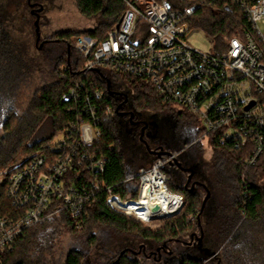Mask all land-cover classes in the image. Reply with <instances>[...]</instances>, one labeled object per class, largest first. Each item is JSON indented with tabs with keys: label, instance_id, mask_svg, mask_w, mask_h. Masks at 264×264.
<instances>
[{
	"label": "trees",
	"instance_id": "1",
	"mask_svg": "<svg viewBox=\"0 0 264 264\" xmlns=\"http://www.w3.org/2000/svg\"><path fill=\"white\" fill-rule=\"evenodd\" d=\"M10 2L24 5L26 0ZM77 7L84 16L97 19L96 26L80 33L62 31L38 55L32 54L27 38L4 33L0 18V170L26 163L47 150L73 117L74 111H68L69 104L62 101V96L77 81L82 79L88 88L102 89L104 103L116 109V100L107 91L104 80L94 72L78 75L83 58L75 50V42L83 35L104 38L119 23L126 6L123 0H77ZM191 24L208 33L214 44L212 51L221 52L248 21L235 10L201 9ZM107 77L117 87L127 84L128 105L135 113L134 119L151 123L149 148L178 152L172 149L178 142L188 147L196 145L194 141L203 131L196 116L188 110L173 111V104L164 103L148 82L115 72ZM120 78L123 81L118 82ZM26 89H32V93L28 104L19 111V99ZM160 114L162 120L156 118ZM101 132L95 151L108 156L101 179L123 198L129 193L137 198L138 170L150 167L159 157L150 155L140 140V126L132 125L116 112L104 119ZM198 144L205 146L200 141ZM209 147L213 154L208 161L182 149L177 154L181 167L177 164L164 167L183 182L181 186L168 182V188L182 195L184 205L188 201L189 205L180 215L167 219L160 230L144 228L141 220L110 207L105 201L108 193L102 191L89 207L81 227L66 212L48 217L27 230L12 249L1 253V264H88L85 254L94 244L114 250L118 256L126 250L113 264H141L139 259L128 255V247L137 241L156 245L169 237L182 236L195 220L204 224V244L214 249L222 247L226 264H264V158L250 166L246 162L251 155L248 146L221 145L213 135ZM144 152L153 157L151 164L143 157ZM185 169L193 171L197 184L193 189L185 187ZM130 176L134 180L126 182ZM207 193L210 195L203 206ZM25 210L16 209L5 185L0 186L1 214H21ZM95 228L106 233L101 241L90 232ZM64 231L71 234L72 241L65 256L61 251V259L59 238ZM197 257L190 253L179 260L172 259L171 264H205Z\"/></svg>",
	"mask_w": 264,
	"mask_h": 264
},
{
	"label": "built area",
	"instance_id": "2",
	"mask_svg": "<svg viewBox=\"0 0 264 264\" xmlns=\"http://www.w3.org/2000/svg\"><path fill=\"white\" fill-rule=\"evenodd\" d=\"M123 2L125 12L104 38L83 35L75 42L83 58L78 75L94 72L104 80L116 109L104 103L102 89L77 81L62 96L68 111L74 112L58 135L60 139L30 161L0 170V186L5 185L12 205L26 209L21 214L0 213V264L1 253L48 217L66 212L81 227L102 191L108 193L105 201L113 209L150 222L157 215L146 220L141 212L150 206L136 203L157 181L178 197L181 210L183 196L168 188L169 175L164 170L176 164L177 152L162 154L150 167L139 170L137 198L131 193L123 198L101 179L108 163L107 155L95 151L101 126L106 117L118 113L119 106L124 112L130 99L128 88L113 85L104 67L150 83L164 103L179 104L196 116L203 131L194 142L210 141L213 135L221 145L248 146L250 166L264 158V0ZM201 9L235 10L248 24L229 39L223 51H203L187 40L191 20ZM150 176L156 180L150 181ZM133 180L130 176L126 182Z\"/></svg>",
	"mask_w": 264,
	"mask_h": 264
},
{
	"label": "rangeland",
	"instance_id": "3",
	"mask_svg": "<svg viewBox=\"0 0 264 264\" xmlns=\"http://www.w3.org/2000/svg\"><path fill=\"white\" fill-rule=\"evenodd\" d=\"M41 7L43 9L39 12ZM34 12L36 14H42L39 21L40 39L38 41L36 32L37 26L35 25L37 16ZM0 18L1 20H3V32L13 36L27 38L28 43L31 46V52L34 55H38L39 52H41V46L44 39H54L56 35L62 31H69L70 33H80L93 26H96L97 24V19L88 18L79 11L77 7V0H26V3L24 5H18L14 2L12 3L10 2V0H0ZM187 40L194 47H197L203 51H211L214 47L211 37L201 28L193 27L187 34ZM104 71L109 74L111 73L110 69L105 67ZM36 76H38V74H36L35 77ZM121 81H123L122 78L118 80V82ZM123 84L125 87H127V84ZM24 93V96L20 97L19 99V111H21V109H23L28 104L32 89H26ZM172 110L178 112L185 111L186 109L179 104H173ZM156 118L158 120H162L163 115H156ZM148 123H150L149 120ZM174 131L175 130L173 129L172 132ZM58 139H60V136H56L53 141L56 142L58 141ZM200 142H202L205 146L202 147L197 142L193 147H188L189 145H181V143L178 142L179 146L176 145L172 149H177V153L182 152L184 149H186L190 154L199 157L202 156L203 160L208 161L211 159V156L213 154V151L209 147V141L206 138H202ZM130 154L133 156L132 151L130 152ZM143 154V157H145V159L150 162H148V164H151L153 157H150V155L145 152ZM168 175L170 179L169 183L171 185H182L183 182H180L175 174L171 175L168 173ZM183 175L188 180L189 176L187 175V173L184 172ZM192 184L190 188H193ZM196 186L197 184L195 185V187ZM188 205L189 201L186 203V205L183 204L179 213L173 216H156L152 218L150 222H142V224L144 228L160 230L166 223L167 219L180 215L182 212H184V209H186ZM203 226L204 224L201 223V221L197 223L195 220L190 226L191 229L186 234L182 236L169 237L165 241L157 243L156 245H152L149 241H137V243L132 244L130 247H128V255L139 259L141 264H167L168 262H170L171 264L172 259L179 260L181 257L192 253L195 254L196 257L198 256L197 258L202 259L205 264H226L223 260L222 247L219 249H214L204 244L205 240ZM90 232L97 234L99 241H101V237L106 234L102 233L99 228H95ZM70 235L66 231H64L60 235V255L58 256H61V259H63L61 251L65 256L68 249L71 248L72 240L70 238ZM193 235L198 236V239L200 240H198L196 245H192L191 243ZM105 244H107V242ZM105 244L102 245L105 246ZM194 248L197 250H193ZM157 249L161 250L160 255L158 254ZM201 249H203L204 251H202ZM207 249L208 252L206 251ZM110 251L101 247V245H92L90 247V251L85 254L87 262H89L88 264H113L121 258V255L124 254L123 251L125 250L122 251L120 256H118V254L114 252V250L110 249ZM59 263H61V261Z\"/></svg>",
	"mask_w": 264,
	"mask_h": 264
},
{
	"label": "bare ground",
	"instance_id": "4",
	"mask_svg": "<svg viewBox=\"0 0 264 264\" xmlns=\"http://www.w3.org/2000/svg\"><path fill=\"white\" fill-rule=\"evenodd\" d=\"M150 181L156 180V177L150 176ZM151 192H147L146 196L142 198L141 202L136 203L137 206L140 204H147L149 206L158 205L159 210L152 212L149 209H142V215L146 220H149L152 215L156 214L157 216L161 215H174L176 214L181 207L180 200L178 197L171 194V192L166 189L165 186H160V183L155 181ZM154 189V191H153Z\"/></svg>",
	"mask_w": 264,
	"mask_h": 264
},
{
	"label": "flooded vegetation",
	"instance_id": "5",
	"mask_svg": "<svg viewBox=\"0 0 264 264\" xmlns=\"http://www.w3.org/2000/svg\"><path fill=\"white\" fill-rule=\"evenodd\" d=\"M35 13V12H34ZM35 15L37 16V14L35 13ZM39 16H40V19H41V16H42V14H39ZM52 39H44V41H43V44H42V46H41V49H43L46 45H47V43L49 42V41H51ZM125 107V109H124V112H128L126 115H124L123 116V118H125V119H127V120H129V122H131L130 121V112L132 111L130 108H129V106L128 105H125L124 106ZM133 121L135 122L134 124H132V125H139L140 126V140L146 145V147H147V151H148V153L150 154V155H156V156H158V152H161L162 151V149H151V148H149V146H148V140L150 139V137H151V132H150V125L148 124V126L146 127L145 125L148 123L147 121H145V120H141V121H137V120H135L134 119V117H133ZM144 127H145V129H144ZM143 129H144V134H143V136H141L142 135V132H143ZM184 172H186L187 173V175L189 176V173H190V171H184ZM196 184V182L195 181H193V176H192V178L190 179V180H187L186 181V183H185V187L186 188H189V186H191V184ZM192 184V185H193ZM198 236H196V235H193V238H192V241H191V243H192V245H196V243L198 242ZM200 241V240H199ZM202 241V240H201ZM201 247V246H200ZM158 250V254L160 255V253H161V250H159V249H157Z\"/></svg>",
	"mask_w": 264,
	"mask_h": 264
},
{
	"label": "water",
	"instance_id": "6",
	"mask_svg": "<svg viewBox=\"0 0 264 264\" xmlns=\"http://www.w3.org/2000/svg\"><path fill=\"white\" fill-rule=\"evenodd\" d=\"M43 8L41 7V9L39 10V12L42 10ZM39 21H40V16L39 14H37V20L35 22V25L37 26L36 28V32H37V41L40 39V27H39ZM108 88L110 89V82L108 81ZM121 106L118 107L117 109V112L120 116H124L126 115L128 112H120L119 109H120ZM133 117H134V113L133 112H130V121L132 124H134L135 122L133 121ZM146 127L148 126V124L145 125ZM145 129V127H144ZM144 129H143V132H142V135L144 134ZM171 152L170 151H164L162 150L161 152H158V156H161L162 154H170ZM173 163H176L178 167H181L180 163L178 162V160H175ZM186 170V169H185ZM188 171V170H186ZM190 171V174H189V177H188V180H190L193 176V171L189 170ZM196 184H193V188L195 187ZM191 188V189H193ZM210 193H207L206 197L204 198V201H203V206L204 204L206 203L208 197H209ZM150 210L152 212H156L159 210V206L158 205H152L150 206ZM126 251V250H125ZM125 251H123V253H125ZM208 252V249L206 250Z\"/></svg>",
	"mask_w": 264,
	"mask_h": 264
}]
</instances>
